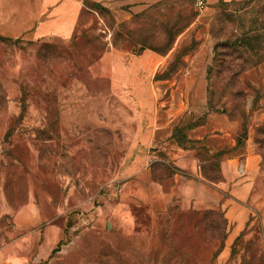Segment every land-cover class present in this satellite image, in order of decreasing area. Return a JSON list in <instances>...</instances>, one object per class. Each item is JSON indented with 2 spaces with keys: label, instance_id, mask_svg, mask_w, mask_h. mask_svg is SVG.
Returning a JSON list of instances; mask_svg holds the SVG:
<instances>
[{
  "label": "rangeland",
  "instance_id": "rangeland-1",
  "mask_svg": "<svg viewBox=\"0 0 264 264\" xmlns=\"http://www.w3.org/2000/svg\"><path fill=\"white\" fill-rule=\"evenodd\" d=\"M84 1L76 6L77 14L55 15L60 21L76 17L68 37L55 25L32 39L38 14L22 12L21 0H0V236L15 230L18 212L42 214L43 222L26 228L30 230L45 227L44 219L60 211L68 218L67 238L56 251H69L72 264H219L215 256L225 246L227 229L223 212L177 206L157 210L146 191L145 167L149 163L153 178L152 161L179 148L172 137L176 120L192 111L191 91L201 78L216 95L225 88H246L233 86L235 75H248L262 91L247 143L259 153L254 136L264 123V61L252 70L250 63L214 67L216 81L211 84L208 69L215 44L231 36L234 41L251 26L250 20L264 16L256 6L264 0L249 7L246 0H225L232 3L227 11L232 23L223 17L221 0H210L203 12L194 9L192 0H162L120 23L114 33L105 26L112 23L108 15L86 13L80 19ZM50 16L41 14L43 21ZM219 17L224 22L216 21ZM80 20L92 30L78 49H71ZM225 24L229 32L218 33ZM144 47H149L142 53L146 57L136 60L134 53ZM93 48L105 49L100 59ZM201 50L204 57L198 59ZM179 54L185 63L176 76L155 81L157 72ZM211 121L228 139L238 129L224 115H212ZM208 128H192L189 140ZM256 218L254 228L264 235L261 217ZM257 240L234 243L246 247L244 264L264 263L254 249Z\"/></svg>",
  "mask_w": 264,
  "mask_h": 264
},
{
  "label": "crops",
  "instance_id": "crops-1",
  "mask_svg": "<svg viewBox=\"0 0 264 264\" xmlns=\"http://www.w3.org/2000/svg\"><path fill=\"white\" fill-rule=\"evenodd\" d=\"M79 1L81 0H21L22 12L38 14V24L35 25L31 38L43 37L55 25L63 27L68 37L76 26V17L73 15L68 17V15L73 12L78 13L77 7H81ZM91 1L108 8L116 22L120 24L162 0ZM42 12L51 13L53 16L43 21ZM58 13L68 15L64 21H60L55 16ZM146 55V53L142 54L135 59L142 60ZM202 57L204 50L197 55L198 59ZM193 75L197 76V73L193 72ZM207 88V80L201 78L197 80L191 91L192 111L195 113L207 114L209 111ZM167 156L182 171L175 175L174 184L168 192L153 180L149 173V163L145 167L148 170L144 174L146 191L151 195V200L155 201L153 204L156 209L165 211L171 206H177L183 211H222L227 222V235L224 249L217 257V262L244 264L241 254L246 251V247L235 246L234 243L252 237H258L254 249H257L259 257L263 255L264 258V235L258 234L257 229L254 228L258 215L261 217L260 223L264 226V161L261 154L249 145L244 157L224 160L221 164L223 179L218 183H210L203 178L192 151L176 148L168 152ZM42 219L40 213L27 214L24 211L18 212L13 217L15 230L0 236V264H67L68 261L72 264L73 259L69 251L55 252L57 246L67 238V215L59 211L44 219L45 227L26 229L36 226L39 221L43 222ZM88 233L93 231L89 230ZM254 263L253 261L252 264ZM257 264L264 263L258 261Z\"/></svg>",
  "mask_w": 264,
  "mask_h": 264
},
{
  "label": "trees",
  "instance_id": "trees-1",
  "mask_svg": "<svg viewBox=\"0 0 264 264\" xmlns=\"http://www.w3.org/2000/svg\"><path fill=\"white\" fill-rule=\"evenodd\" d=\"M257 1L259 0H246L244 4L249 7L252 4H256ZM220 3L221 8L225 7L223 10V17L225 16L229 19L228 22L232 23L234 21L233 15H231V12L230 14H227L229 13L227 11H230L228 10V7L232 3L229 4L228 2H225V0H221ZM256 6L259 9L264 10V2L256 4ZM258 8L257 10H259ZM86 13L104 16L105 18L107 17L106 15L110 16V18H112V23L106 21L105 26L113 33L118 26H122L121 24H118L116 22L113 13L108 8L94 1H84V9L83 13H81L80 19ZM218 20L220 22H224L222 21V18L220 19V17L216 21ZM81 21L82 20L79 21L75 29V33L72 37V44L70 46L71 49H78L80 40L85 38V36H87V33L92 30V28L86 29L84 26L86 24L81 23ZM249 23L251 26L247 30L242 31L238 36H234V41L231 39V36L230 39L225 37V39L215 44L213 66L209 67L208 69V80L210 84L213 81H216L213 70L214 67L221 68L225 65L226 67H230L231 64L244 67L245 64L250 63L252 66L249 70H252V68H254L255 66L257 67V65L264 61V16L259 15V17L250 20ZM226 25L227 24L218 26L217 29L219 30H217V32L220 30H222L223 32H229L226 29ZM81 26H84V28L82 27V29L80 30ZM217 32L215 31V38L219 39V32ZM95 43L97 44V41ZM113 45L115 48L119 49L116 40L113 41ZM93 49L94 51L100 53L96 57V60L100 59L101 55H103V53L105 52V49L103 48H99L100 51L95 48ZM146 49H149V47H144L134 54L140 56ZM50 59H52V57H50ZM254 60H256V62L253 63ZM184 63L185 62L183 61V59H181L180 54L176 55L175 59L168 65L167 68L163 69V71L161 72H157V74L155 75V81H169L173 79L174 76H176L177 72L180 71V66ZM233 82H235L233 86L237 83H240L246 88L242 90L233 87L225 88L219 93V95H216V92L212 88L213 85L209 86V89H207V102L209 110L208 113L197 114L193 111L185 113L184 115H181L177 118V125L173 130L172 137L176 142L175 144H177V146L181 149L192 151L195 153L194 157L198 161L201 175L210 183H218L222 181L223 176L221 173V164L224 160L235 157H244L246 155L248 149L247 143L250 138V119L252 113L255 110L259 109L260 101L262 99V91H258L257 89H255L254 85L250 82L248 75L243 77L235 75L231 79V83ZM251 97L253 98L252 106L251 108H248V99ZM24 107L25 106H23V112L19 117L20 120H23L24 118ZM212 115H224L229 119L230 122L238 124V129L236 132L231 134V139L226 138L220 131L216 130V127L212 124L211 121ZM206 126H209V128L201 134H197L196 136L194 135V140H189L188 132L192 128L204 129L206 128ZM255 131V145L257 146L259 154L263 156L264 123L257 125ZM186 143L193 144L194 146H192L191 148H187ZM161 156L163 157L162 161H152L151 166L153 170V180L163 186L165 188V192H168L174 184L175 175L181 173L182 171L169 160L167 155ZM216 163H218L219 165L217 164L216 166ZM208 164L210 166H208ZM159 165L164 168L162 174H159L161 171ZM190 214L196 216L205 215L203 212H191ZM222 218H224V215H222ZM199 220L201 221V219ZM224 221L227 228V222L225 218ZM223 247H221L220 250L216 253L215 259H217V257L219 256V254L223 250Z\"/></svg>",
  "mask_w": 264,
  "mask_h": 264
},
{
  "label": "built area",
  "instance_id": "built-area-1",
  "mask_svg": "<svg viewBox=\"0 0 264 264\" xmlns=\"http://www.w3.org/2000/svg\"><path fill=\"white\" fill-rule=\"evenodd\" d=\"M209 1L210 0H193L194 9L197 12H203L208 8Z\"/></svg>",
  "mask_w": 264,
  "mask_h": 264
}]
</instances>
